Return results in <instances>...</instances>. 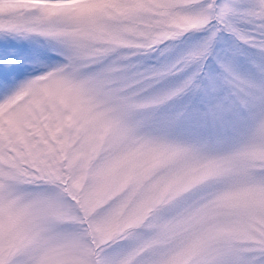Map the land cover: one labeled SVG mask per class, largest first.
<instances>
[{"label":"snow or ice","instance_id":"obj_1","mask_svg":"<svg viewBox=\"0 0 264 264\" xmlns=\"http://www.w3.org/2000/svg\"><path fill=\"white\" fill-rule=\"evenodd\" d=\"M0 264H264V0H0Z\"/></svg>","mask_w":264,"mask_h":264}]
</instances>
